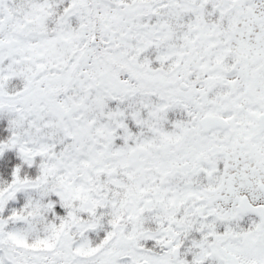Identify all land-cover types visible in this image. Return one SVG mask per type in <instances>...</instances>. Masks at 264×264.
<instances>
[{
	"label": "snow or ice",
	"instance_id": "1",
	"mask_svg": "<svg viewBox=\"0 0 264 264\" xmlns=\"http://www.w3.org/2000/svg\"><path fill=\"white\" fill-rule=\"evenodd\" d=\"M0 264H264V0H0Z\"/></svg>",
	"mask_w": 264,
	"mask_h": 264
}]
</instances>
